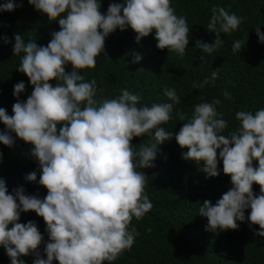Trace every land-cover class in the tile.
<instances>
[{"label":"clouds","instance_id":"9594fccd","mask_svg":"<svg viewBox=\"0 0 264 264\" xmlns=\"http://www.w3.org/2000/svg\"><path fill=\"white\" fill-rule=\"evenodd\" d=\"M28 3L43 13L35 16L50 26L58 20L60 30L38 29L37 37L15 34L13 55L23 53L18 71L28 78L33 92L26 102L17 99L12 116L0 108V132L5 126L8 130L0 133V144L13 146L11 132L33 146L31 155L41 169L39 184L47 195L41 200L25 195L23 188L8 194L5 183L19 182L8 172L0 174V246L11 264H52L53 260L58 264H110L134 244L138 233L129 231L133 217L139 220L152 208L144 191L146 175L137 168L153 167L159 144L173 138L161 125L172 119L173 104L180 100L174 89H166L164 94L173 103L138 107L139 97L124 89L97 101L96 81L86 82L81 72L95 68L105 38L116 29L131 28L137 43L154 32L157 49L183 56L189 43L188 23L175 14L171 0H124L110 4L106 15L101 14L97 0ZM16 6L8 0L0 5V12H11ZM211 11L207 27L216 40L212 44L197 40L195 45L205 53L220 47V33L234 32L244 19L223 7ZM255 32L264 43L259 27ZM3 40L8 42L7 37ZM241 46L237 40L233 51L239 52ZM140 59L135 56L133 63ZM68 64L70 73L65 71ZM238 72L229 68L225 74L234 79ZM216 77L213 71L211 79ZM206 84L208 80L194 82L193 87ZM24 89V83L18 82L14 97ZM224 96L230 98L227 92ZM218 104L219 100L197 104L190 119L181 115L187 122L175 135L177 145L187 149L182 158L203 162L209 177L219 175L220 149L223 173L231 178V189L215 205L205 201L200 207V215L207 219L205 230H236L237 221L243 222L245 210L250 209L247 219L250 225H258L255 234L264 237V109L237 112L240 127L226 136L221 133L228 125L217 118ZM153 134L156 143L141 144L138 151L133 148L134 137ZM27 180L36 181V173ZM253 184L259 186V196L254 195ZM29 211L43 218L49 236L47 259L37 253L34 263L20 258L36 252L43 240L34 222L18 223L20 213Z\"/></svg>","mask_w":264,"mask_h":264},{"label":"trees","instance_id":"16d2710c","mask_svg":"<svg viewBox=\"0 0 264 264\" xmlns=\"http://www.w3.org/2000/svg\"><path fill=\"white\" fill-rule=\"evenodd\" d=\"M6 2L8 0H0V5ZM13 2L17 5L13 11L0 12V108L9 116L13 115L12 107L17 99L26 102L33 92L28 78L18 71L23 53L13 55L15 34L22 38L25 35L37 37L38 29L51 33L60 30L58 20L52 21L50 26L38 19L35 15L41 12L28 0ZM97 2L101 5V14L106 15L110 4H123L124 0ZM171 6L178 17L186 18L189 27V43L183 56L157 49L154 32L137 43L131 28L116 29L105 38L104 52L96 58L95 68L81 72L86 82L96 81L97 101L110 99L124 89L139 97L138 107L173 103L165 96L166 89H174L180 100L179 104H173L172 119L161 125L165 131L172 132L173 138L159 144L153 167L137 168L146 175L144 191L152 208L139 220L133 217L129 231L135 229L138 233L134 244L110 264H264V237L255 234L260 230L258 225L249 223L250 209L245 210L243 222L237 221L236 230H205L207 219L200 215V207L205 201L215 205L232 187L230 176L223 173L220 149L217 150L219 175L209 177L203 162L196 164L182 158L187 149H181L175 141V135L187 122L181 115L190 119L197 104L220 101L215 107L217 118L227 122V128L221 133L226 136L240 127L237 112L255 113L264 109V43L259 42L255 32L259 27L264 35V0H171ZM213 7H223L229 14L244 19L234 32L220 33V47L205 53L195 45L197 40L208 44L216 40L215 33L209 32L207 27ZM3 37L8 38L7 43ZM237 40L242 41V46L239 52H234L233 44ZM137 55L141 59L133 63ZM229 68L239 71L234 79L225 74ZM65 71L70 73L72 66L65 65ZM213 71L217 72L214 81L211 79ZM205 80L208 84L203 88L193 87L194 82L200 84ZM21 81L25 89L14 97V86ZM225 92L230 98L224 96ZM7 131L5 126L0 133ZM8 134L14 143L12 147L0 144V174L8 172L19 182L5 183L8 194L23 188L25 195L43 200L47 190L39 184L41 169L31 155L33 146L17 138L15 133ZM154 143V134L134 137L131 141L137 151L141 144L151 146ZM256 166L254 161L253 167ZM32 172L36 173L34 182L27 180ZM252 191L260 195L258 185L253 184ZM29 221L35 223L43 240L36 252L20 258L34 263L37 253L47 259L45 246L49 236L42 217L32 211L21 212L18 223ZM0 264H11L2 246ZM52 264L58 262L53 260Z\"/></svg>","mask_w":264,"mask_h":264}]
</instances>
